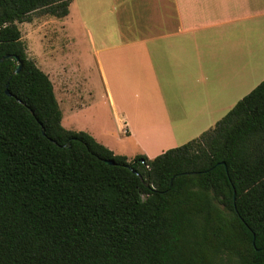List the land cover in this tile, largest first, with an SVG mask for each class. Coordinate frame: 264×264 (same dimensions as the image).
<instances>
[{
  "label": "trees",
  "instance_id": "obj_1",
  "mask_svg": "<svg viewBox=\"0 0 264 264\" xmlns=\"http://www.w3.org/2000/svg\"><path fill=\"white\" fill-rule=\"evenodd\" d=\"M71 2L0 0V264H264V81L197 139L128 161L62 126L27 54L18 24Z\"/></svg>",
  "mask_w": 264,
  "mask_h": 264
},
{
  "label": "crops",
  "instance_id": "obj_2",
  "mask_svg": "<svg viewBox=\"0 0 264 264\" xmlns=\"http://www.w3.org/2000/svg\"><path fill=\"white\" fill-rule=\"evenodd\" d=\"M52 19L48 49L29 58L53 84L62 126L129 161L178 147V132L197 139L264 81V0H72ZM92 74L113 130L80 123L97 97Z\"/></svg>",
  "mask_w": 264,
  "mask_h": 264
},
{
  "label": "rangeland",
  "instance_id": "obj_3",
  "mask_svg": "<svg viewBox=\"0 0 264 264\" xmlns=\"http://www.w3.org/2000/svg\"><path fill=\"white\" fill-rule=\"evenodd\" d=\"M50 20H53L52 16L45 15L39 11L31 15L30 22L18 24V27L22 33L23 41L27 46L28 56L30 55V58L37 59L38 57H41L42 52H41L40 47H42L43 45L46 46L43 48L44 50L48 49L49 44L46 43L45 41H49V39L44 40V43H41L40 40L44 39L43 36L41 35H42V32L45 30V28L48 27L47 23ZM49 35L52 38L51 39L52 43L50 44H53V42L56 41V36L52 32ZM70 52L72 54V51ZM261 83L262 82H256L254 84L257 87ZM57 84H58L57 87H60V83H57ZM66 84H68V87L70 86L69 87L70 93L72 94V89H73V95L76 96L75 92L79 91L78 83L70 80ZM89 85L90 87L94 89V92L97 94L96 95L97 97H96V100L94 101V104L92 103L89 106V108L86 110L84 115L80 118L81 125H86L88 127L95 128V129H98L102 125H105L106 127L113 130L114 125L112 124V120L107 110V106L105 102H103V99L100 96V91H99L100 84H99V81H97V78L94 74H92L91 80H89ZM243 98H241L240 100H242ZM210 129L211 128L208 127V129L204 130L203 133L209 131ZM188 137H189L188 133L182 134L181 136V134L178 132V139H179L178 147H181L187 144ZM122 143H124V145L126 146L118 147L119 145H115V147H118L119 149H121L119 150V152H128L130 154L131 148L128 147L127 142H122Z\"/></svg>",
  "mask_w": 264,
  "mask_h": 264
},
{
  "label": "water",
  "instance_id": "obj_4",
  "mask_svg": "<svg viewBox=\"0 0 264 264\" xmlns=\"http://www.w3.org/2000/svg\"><path fill=\"white\" fill-rule=\"evenodd\" d=\"M9 58H12L10 55H6V56H4L3 58H1L0 59V63L1 62H3V61H5V60H7V59H9ZM14 59L18 62V65H17V67H16V71H15V74H18L19 72H20V70H21V67H22V64H21V62H20V60H19V58L18 57H14ZM7 95L8 96H11V94L7 91ZM43 133H44V129H43ZM106 163L107 164H109V165H114V163L112 162V161H106ZM135 175H137L138 177H140L141 178V180H142V177H141V175L139 174V172L138 171H132ZM143 181V180H142ZM147 186H149L148 184H146Z\"/></svg>",
  "mask_w": 264,
  "mask_h": 264
}]
</instances>
